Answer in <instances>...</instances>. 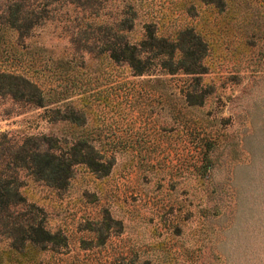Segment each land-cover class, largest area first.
Here are the masks:
<instances>
[{"label": "rangeland", "instance_id": "374dc122", "mask_svg": "<svg viewBox=\"0 0 264 264\" xmlns=\"http://www.w3.org/2000/svg\"><path fill=\"white\" fill-rule=\"evenodd\" d=\"M131 1V42L150 19L170 40L192 26L206 42L197 63L180 48L146 53L133 75L98 54L101 40L76 53L57 21L29 42L85 60L67 119L51 111L61 102L44 109L0 96V147L44 135L65 150L84 138L103 154L95 168L74 164L63 188L19 171L26 203L59 236L40 264H264V0Z\"/></svg>", "mask_w": 264, "mask_h": 264}, {"label": "trees", "instance_id": "16d2710c", "mask_svg": "<svg viewBox=\"0 0 264 264\" xmlns=\"http://www.w3.org/2000/svg\"><path fill=\"white\" fill-rule=\"evenodd\" d=\"M114 2L6 0L0 13V96L44 109L50 103L61 102L51 111L59 116L56 119H67V113L63 112L73 109V105L65 100L67 95L75 92L80 68L86 64L82 56L74 54L68 57L45 56L40 45L29 42L38 28H44L47 23L61 21L58 22L62 24L60 32L69 36L76 53L82 48L90 52V39L101 40L98 54L115 64L126 63L133 75L144 72L141 65L143 57H149L145 56L146 53L171 57L180 48L183 59L191 58L194 63L203 55L206 42L192 26L180 29L176 40H170L157 34V22L150 19L143 23L144 32L139 42H131L128 33L137 17L135 3L131 0ZM113 4L117 7L112 15L96 18L100 8L102 11L106 6L113 8ZM61 10L65 12L60 13ZM57 12L60 17L56 19ZM198 49L200 51L196 52ZM94 57H98L97 53ZM181 65L189 72L190 67H185L184 62ZM40 77L45 78L40 81ZM44 79L55 83L54 87L45 90ZM53 94L56 100L50 97ZM59 143V139L53 136L36 138L31 135L14 145L0 147V264H40V253L53 248L59 241L58 234L46 227L43 209L34 203H26L20 190L19 171L24 170L35 180L51 187L63 188L74 164L84 163L95 168L103 157L84 138L70 145L65 142L66 150ZM100 162L102 173L106 174L109 164Z\"/></svg>", "mask_w": 264, "mask_h": 264}]
</instances>
